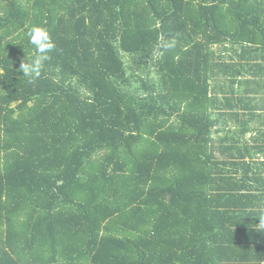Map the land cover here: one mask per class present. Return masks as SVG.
I'll return each mask as SVG.
<instances>
[{"label":"trees","instance_id":"obj_1","mask_svg":"<svg viewBox=\"0 0 264 264\" xmlns=\"http://www.w3.org/2000/svg\"><path fill=\"white\" fill-rule=\"evenodd\" d=\"M263 102L264 0H0V264H264Z\"/></svg>","mask_w":264,"mask_h":264},{"label":"crops","instance_id":"obj_2","mask_svg":"<svg viewBox=\"0 0 264 264\" xmlns=\"http://www.w3.org/2000/svg\"><path fill=\"white\" fill-rule=\"evenodd\" d=\"M251 96V95H250ZM220 97H222V93H220ZM264 103V102H263ZM252 104L256 105L257 101H252ZM257 106V105H256ZM259 106L264 107V104H259ZM237 108V107H234ZM233 108V109H234ZM232 110H230V114L232 113ZM240 109V108H239ZM237 109L236 112L241 113L239 118H243L242 110ZM248 119L252 118L251 126H249V130L247 134H243L241 136V142H238V146H235L232 151V154L234 157L241 159V154H244L246 156V159H241V162L247 161L248 164H250V176H253V172L256 171L258 174L257 168H262L264 172V126H261L260 121H264V115H258L255 114L254 116H251L250 113L245 112ZM229 114V115H230ZM250 114V117H249ZM245 121V119L243 120ZM249 123V124H250ZM233 125H238L237 122L234 121ZM232 125V126H233ZM254 126H256V129H254ZM263 128V129H258ZM235 128H233L232 134L235 135ZM262 130V131H260ZM243 151V153H241ZM247 151V153H246ZM240 155V156H239ZM217 158L220 160H225L223 156L220 155L219 152L216 154ZM264 176V173H263Z\"/></svg>","mask_w":264,"mask_h":264},{"label":"clouds","instance_id":"obj_3","mask_svg":"<svg viewBox=\"0 0 264 264\" xmlns=\"http://www.w3.org/2000/svg\"><path fill=\"white\" fill-rule=\"evenodd\" d=\"M29 44L32 46L34 56L27 63H21L20 71L29 78V83H34L42 74L45 62L51 58L55 50V43L47 29L33 26L27 33Z\"/></svg>","mask_w":264,"mask_h":264},{"label":"rangeland","instance_id":"obj_4","mask_svg":"<svg viewBox=\"0 0 264 264\" xmlns=\"http://www.w3.org/2000/svg\"><path fill=\"white\" fill-rule=\"evenodd\" d=\"M216 49H217V48H216ZM125 57H126V61H127V63L130 64L131 66H133V68L135 69V71L132 70V71L135 73V72H136V65L133 64V61H131V58H130L129 56L126 55ZM138 72L140 73L141 76H145L147 71H145L144 75H143V72H144L143 69H139ZM136 74H137V73H136ZM149 76L155 77V75H154L153 73L150 74ZM130 77H132V72H129V73H128V78H130ZM131 83H132V87H133L134 89H135L136 87H139V83L136 82V79L132 80Z\"/></svg>","mask_w":264,"mask_h":264}]
</instances>
